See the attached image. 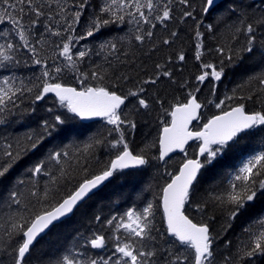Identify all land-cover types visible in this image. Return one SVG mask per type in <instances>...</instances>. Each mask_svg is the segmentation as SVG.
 I'll return each mask as SVG.
<instances>
[{
    "label": "snow or ice",
    "instance_id": "obj_1",
    "mask_svg": "<svg viewBox=\"0 0 264 264\" xmlns=\"http://www.w3.org/2000/svg\"><path fill=\"white\" fill-rule=\"evenodd\" d=\"M177 4L181 6L179 17L175 14ZM88 6V0L71 5L60 0H0V26H8L7 31L0 29L3 31L0 67L21 63L17 57L21 50H26L31 63L42 69L36 77L38 82L31 83V86L24 85L23 81L19 87L14 86L13 78L7 76L0 80V114H10L12 108L18 107L16 102L20 96L34 90L33 103L52 94L58 98L59 108L66 110L56 114L49 108L52 116L42 120L40 134L26 135L23 145L19 142L0 144V159H5V163L0 164V178L9 174L23 155L40 148L46 138L68 140L72 137L75 127L72 121L101 118L105 121L106 132L90 138L82 148L74 140L63 144L28 169L32 181L44 176L49 177L54 185L61 181L70 183L72 172L81 173L78 182L66 194L60 195L59 188L50 190L47 186L41 190L38 182L31 183L23 192L20 188L25 185L24 180L9 191L4 203L8 208L16 206L18 209L8 217L5 228L4 250L9 264H31L39 239L58 221L73 214L82 202L95 194V190L117 174L136 176L138 171L153 166V162L155 166H165L166 178L158 194L159 203L147 202L140 209L131 207L122 216H112L105 221L114 229L110 254L90 256L86 251L66 248L48 257V264H216L219 233L214 230L216 217L210 215V211L218 208L225 213L222 230L226 231L255 207L254 202L264 200V149L248 155L235 172L229 174L228 187L223 193L213 190L200 199L196 198L203 169L235 148L245 135H254L253 130L264 131V72L250 77L258 84L245 96H237L234 91L233 95L221 99L216 94V83L224 78L227 64L243 60L241 53L249 54V58L256 55L257 32L264 29V10L258 17L250 18L243 12L244 6L240 12L229 7L227 17L219 18L216 24L205 25L200 17L220 7L216 0H200L198 10L193 0H108L100 7L99 15L88 20L85 30L77 34L84 9ZM125 17L129 19L126 21ZM233 17L237 21L235 25H231ZM176 20L194 21L193 58L198 68L193 86L190 87L186 80L179 83L182 99L174 96L167 100L158 94L147 96L146 85L157 86L164 79L169 83L176 82L174 72L168 66L173 63L171 58L167 63H157L156 71L148 79L127 87L134 78L119 71L117 65L126 64L129 53L118 47L117 42L102 43L100 51L95 53L103 54L106 66L89 65L88 70H82L81 66L86 63V58L91 57L93 49L87 44L82 49L76 45L94 37L102 28L134 24L136 28L129 30L128 43L141 48L153 40L158 25L167 29L169 22ZM202 26L204 31H201ZM218 26L230 28L233 42L243 35V46L238 49L231 45L206 46L205 41L215 35ZM45 34L60 38L59 43L53 42L55 51L51 65L42 56ZM179 37V31H170L169 37L161 43L171 46ZM259 43L264 47V39ZM259 54L264 62V51ZM212 55L219 58L218 62L205 59V56ZM185 60L184 52H177L176 61L184 63ZM23 63L27 65L28 60ZM69 73L76 86L63 82ZM206 84L210 87L207 97L202 100V88ZM249 104H258L259 110H251ZM209 108L218 112L206 116ZM144 118L148 124L155 121L157 135L144 147L134 149L129 137L135 134ZM4 123L6 121L0 119V124ZM98 148L106 149L110 158L90 171L89 161ZM175 153L183 158L173 170H167L166 166L174 159ZM36 205L39 210L33 211ZM157 211L161 212L162 227L156 222ZM100 219L96 217L98 222ZM252 223L259 224L258 232L251 231ZM243 231L249 240L243 247H237L236 264L245 258L264 255V216L250 222ZM231 243L225 241L226 245ZM80 247L104 250L109 244L105 235L93 233ZM0 264H4L2 258ZM224 264L234 262L225 257Z\"/></svg>",
    "mask_w": 264,
    "mask_h": 264
},
{
    "label": "trees",
    "instance_id": "obj_2",
    "mask_svg": "<svg viewBox=\"0 0 264 264\" xmlns=\"http://www.w3.org/2000/svg\"><path fill=\"white\" fill-rule=\"evenodd\" d=\"M60 2L71 5L78 3L79 0H60ZM106 2L108 0H88L89 6L84 9L81 26L77 27V34H81L85 30L88 26V20L99 15L100 7ZM199 3L200 0H193V5L197 7V10ZM249 5H254V7H248ZM53 6L55 7V5ZM241 6H244L243 12L250 18L258 17L261 11L264 10V0H224L216 11L200 18L203 19L205 25L209 23L216 24L219 18L229 15L227 11L229 7H235L240 12ZM180 8L181 6L177 4L175 12L177 17H179ZM128 19V17H125L126 21ZM236 23L237 21L233 17L231 25H235ZM193 25L194 21L192 20L186 22H180L179 20L169 22L167 29L158 25L154 30L155 35L153 40L146 42L141 48L130 46L128 43L129 30L134 31L136 28L134 24L126 23L123 27L115 24L109 25L106 28H102L94 37L81 41L80 44L76 45V47L82 49V46L87 44L89 48L93 49L91 57L86 58V63L81 66L82 70H88L89 65L93 67L97 64L106 66L103 54L96 55L95 53L100 51L99 46L102 43L108 41L117 42L118 47H121L129 53L127 63L117 65L119 71L127 73L134 78L133 81L128 83L127 87H133L134 82L148 79L156 71L155 65L157 63H167L168 59L171 58L173 63L168 66L174 72L176 82L169 83L167 79H164L163 82H158L157 86L146 85L145 87L148 89L147 96L150 97L158 94L167 100H172L174 96L182 99L183 95L182 90L178 87L179 83L186 80L191 87L195 84L194 76L198 74L197 62L193 58L195 44ZM218 27L219 30L215 35L205 41L206 46L215 48L217 46L231 45L237 49L243 46L245 43L243 35L233 42V33L230 28ZM0 29L7 31L8 26H0ZM170 31H179L180 37L173 45L164 46L161 41L169 37ZM201 31H204L203 26L201 27ZM2 36L3 31H0V37ZM120 37L124 39L118 40L117 38ZM261 39H264V29L257 32V51L254 57L249 58V54L241 53L244 57L243 60H234L232 64H227L226 62L225 76L220 82L216 83V94L219 98L223 99L225 95H233L234 91L237 96H245L250 89L257 87L258 81L256 79H250V77L258 76L261 72H264V62H262L259 54L264 51V47H261L259 43ZM53 42L59 43L60 38L49 37L47 34L44 35L42 42L44 50L42 51V56L48 59L50 65L52 63L53 52L55 51ZM153 47L155 48L154 51L151 50ZM179 51H183L186 56L184 63L176 61V54ZM17 59L21 60V63H12L7 67H0V80L5 76L12 77L15 81L14 86L17 87L20 86L21 81L27 86H31V83L38 82L36 81V77L40 75L42 70L41 66L31 63L26 50H21ZM205 59L216 63L219 58L212 55L205 56ZM24 60H28L27 65L23 63ZM113 63L115 64L116 62L113 61ZM63 82L76 86V82L70 73L64 77ZM209 87L210 85L206 84L202 88L204 93L200 97L202 100L207 97ZM34 95L35 90L32 93H24L16 102L18 107L12 108L10 114H0V119L6 121V123L0 124V144L8 142L16 144L19 142L23 145L26 143L24 139L26 135L40 134L42 120L46 118L50 119L52 116V113L48 112L49 108L53 109L56 114H59L61 111H66L59 108L58 101L54 98L46 97L43 101L33 103ZM248 107L251 110H259L258 104H249ZM217 112V109L209 108L206 111V116H211ZM137 119L140 118L138 117ZM203 122L202 120L201 123ZM71 124L75 126L72 137L68 140H62V138H46L40 148L23 155L14 165L10 173L4 178H0V258L3 259L4 264H9V257L4 250V243L7 240L5 228L8 226V217L18 210L16 206L8 208L7 204L4 203L7 200L9 191L17 186L20 180H24L25 185L20 188L23 192L27 191L31 183L38 182L41 190L47 186L50 190L59 188L60 195L66 194V191L78 182L81 173L72 172L70 183L61 181L60 184L54 185L49 177L44 176L37 177L35 181H32L28 169L45 159L49 151L58 149L63 144L70 143L74 140L76 145L82 148L90 138L98 134H106L105 121L84 124L80 120H76L72 121ZM253 131L255 133L254 135H245L235 148L223 156L218 157L213 165H209L202 170L201 177L199 178V187L197 189V199H200L213 190L217 193H223L228 187L229 174L234 173L236 168L242 164L248 155L264 149V131L260 129ZM156 135L155 121L153 120L151 124H148L147 118H144L138 125L135 134L129 137L130 145L134 149L144 147L145 143L154 140ZM152 153L155 154V149H152ZM109 158L110 156L106 149H96L94 157L89 161L91 165L90 171L102 166V163L106 162ZM182 158V155L175 156L166 166L167 170H173ZM3 163H5V159H0V164ZM69 170L71 171V169ZM164 170L165 166H155V162H153V166H149L146 170L138 171L136 176H127L124 174L114 176L105 187L78 208L70 219L53 227L37 243L35 251L32 254L31 264H48V257L55 256L66 248L86 251L90 256L97 254L107 256L110 254L112 245L114 244V241L111 239L114 229L107 226L105 221L112 216H122L131 207L140 209L147 202L159 203L158 194L166 178L164 176ZM34 203L35 201H33ZM254 203L255 207L249 209L248 214L238 218L233 223L231 229L226 231L222 230L225 213L218 208L210 211L209 214L215 215L216 217L213 223L214 230L216 233H219L217 237L216 264H224L225 257L232 259L234 264H236L238 259L236 255L237 247H243L249 240V236L243 229L250 222L255 221L257 217L264 216V200H257ZM29 207L32 208V204ZM32 210L38 211L39 205H36ZM97 216L101 218L99 222L96 220ZM160 216L161 212L157 211L156 222L158 226L162 227ZM196 218L199 219V217ZM259 230V224L252 223L251 231L255 233ZM93 233L105 235L109 247L104 250L81 249L80 246L84 244L85 239L91 238ZM228 240L232 242L231 245L225 244V241ZM249 260L251 264H264V255L245 258L240 264H249Z\"/></svg>",
    "mask_w": 264,
    "mask_h": 264
},
{
    "label": "water",
    "instance_id": "obj_3",
    "mask_svg": "<svg viewBox=\"0 0 264 264\" xmlns=\"http://www.w3.org/2000/svg\"><path fill=\"white\" fill-rule=\"evenodd\" d=\"M223 1H224V0H216V3L219 5V4L222 3ZM48 96H49V97H54V95H52V94H49ZM54 98H55V97H54ZM56 99L58 100V98H56ZM80 121H81V120H80ZM101 121H103L101 118H94V119H92V120H86V121H81V122H82V123H94V122H101ZM176 155H181V154H179V153H175V154H173V157L176 156ZM111 180H112V178L110 179V181H111ZM110 181H109V182H110ZM109 182H105L104 185H102L99 189L95 190V194H96L97 192H99L103 187H105ZM95 194H94V195H95ZM92 196H93V195H92ZM92 196H91V197H92ZM87 200H88V199H87ZM87 200H86V201H87ZM84 203H85V202H82V205H83ZM82 205H81V206H82ZM79 207H80V206H78V208H79ZM78 208H77V209H78ZM75 212H76V211H74V213H75ZM74 213H73V214H74ZM73 214H71L70 216H68V217H66V218H63L61 221H58V222L56 223V225H58V224H60V223H62V222H64V221L68 220L69 218H71V217L73 216ZM51 229H52V228H51ZM51 229H50V230H51ZM50 230H49V231H50ZM49 231H47V233H48ZM47 233H46V234H47ZM46 234H44L43 236H45ZM43 236H42V237H43ZM40 240H41V239H39V241H40ZM39 241H38V242H39Z\"/></svg>",
    "mask_w": 264,
    "mask_h": 264
}]
</instances>
